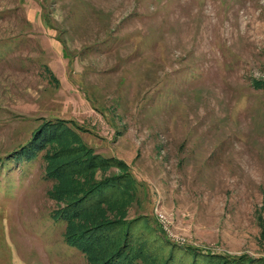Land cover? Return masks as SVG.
<instances>
[{"label":"rangeland","instance_id":"obj_1","mask_svg":"<svg viewBox=\"0 0 264 264\" xmlns=\"http://www.w3.org/2000/svg\"><path fill=\"white\" fill-rule=\"evenodd\" d=\"M260 82L264 0H0V264H89L46 150L18 153L57 120L128 166L122 231L148 264L264 260Z\"/></svg>","mask_w":264,"mask_h":264},{"label":"trees","instance_id":"obj_2","mask_svg":"<svg viewBox=\"0 0 264 264\" xmlns=\"http://www.w3.org/2000/svg\"><path fill=\"white\" fill-rule=\"evenodd\" d=\"M264 87V82L258 88ZM66 122L44 121L33 133L28 145L19 150L29 159L46 150L47 176L56 181L51 197L65 204L58 217L67 223L66 242L82 251L89 264H148L141 244L132 240L129 227L126 230L127 207L133 202L128 166L115 158H103L94 154L82 140L65 127ZM48 149V150H47ZM116 167L123 174L97 180L99 171ZM126 176V177H125ZM127 178V181L123 179ZM128 183L130 185H128ZM120 190V195L101 196L108 189ZM112 216L114 219H112ZM114 232L104 235L103 232ZM264 235V234H263ZM191 264H264V260H252L248 256L229 257L203 254L192 249ZM173 253L161 263L170 264Z\"/></svg>","mask_w":264,"mask_h":264},{"label":"built area","instance_id":"obj_3","mask_svg":"<svg viewBox=\"0 0 264 264\" xmlns=\"http://www.w3.org/2000/svg\"><path fill=\"white\" fill-rule=\"evenodd\" d=\"M161 218H162V216H161Z\"/></svg>","mask_w":264,"mask_h":264}]
</instances>
